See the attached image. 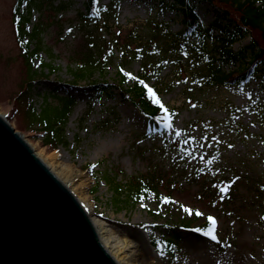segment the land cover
<instances>
[{"label": "rangeland", "instance_id": "374dc122", "mask_svg": "<svg viewBox=\"0 0 264 264\" xmlns=\"http://www.w3.org/2000/svg\"><path fill=\"white\" fill-rule=\"evenodd\" d=\"M16 1L0 0V114L35 153L52 164L55 171L68 167L79 174L70 183L73 193L93 204L96 215L110 227L139 240L145 264H264V73L247 80L243 90L236 85H207L201 79L207 68L191 58L180 42L175 52L181 60L168 58L165 49L171 39L166 36L164 24H169L171 34L187 32L183 12L170 5L173 0L168 4L161 0H95L97 6L108 7L106 14L94 11L98 22L83 17L87 0H43L46 8L31 9L25 25L29 32L41 21L46 26L44 47L32 64L39 72L41 58L53 61L57 72L46 78L43 74L47 69H43L44 73L34 76L32 101L38 111L45 102L51 103H46L45 109L51 112L58 101L48 96L49 92L60 96L68 93L77 100L65 126L66 141L54 149L46 145V134L39 124H34L40 119L28 112L27 98H21L30 79L15 23ZM60 1L65 6L63 10L49 7ZM26 8L24 3V15ZM219 9L206 1L195 2V12L205 25L219 17ZM134 31L137 36L132 40ZM215 32L221 33L219 28ZM85 33L90 37L86 38ZM113 37V61L102 76L98 71L94 75L111 85L101 89L81 81L75 86H64L71 80V66H76L71 65L73 60L89 48L100 55L102 48L111 46ZM188 38L194 40L191 35ZM250 40L249 35L238 38L232 47L237 51ZM129 41L127 50L124 47ZM30 47L34 48V43ZM145 47L141 56L132 52ZM106 53L104 50L102 54ZM164 54L166 58L162 59ZM167 59L170 63L159 76L144 82L169 110L164 113L161 109L160 120L155 123L122 99L119 89L112 86L118 83L119 76L128 86L138 80L144 63H165ZM252 101H256V107ZM259 103L263 108L257 107ZM75 109L77 114L71 120ZM172 112L174 116L170 115ZM49 121L53 126V121ZM166 123L172 127L166 128ZM174 131L197 140L192 156L183 157L177 146L168 141ZM97 134H112L113 139L123 140V147L101 159L91 158L87 148ZM205 153L207 158L198 165L204 167L206 160L215 164L216 174L231 185L228 203L212 201L219 191L210 188L208 181L187 180L194 171L195 160ZM112 177L123 184L134 179H158L159 185L135 206L122 210L113 194L117 186ZM165 199L170 202L165 204ZM184 208L192 209V214ZM196 211L203 215L197 217ZM208 216L216 220L214 234L221 243L193 231L212 228ZM168 238H173V243L165 249L159 242Z\"/></svg>", "mask_w": 264, "mask_h": 264}, {"label": "trees", "instance_id": "16d2710c", "mask_svg": "<svg viewBox=\"0 0 264 264\" xmlns=\"http://www.w3.org/2000/svg\"><path fill=\"white\" fill-rule=\"evenodd\" d=\"M165 1L167 4L169 0ZM197 0H173L171 2V7L176 6L184 14V26L187 32L180 31L176 34H171L169 24H164V30L167 34L166 36L171 39V42L167 44L166 54L169 57H175L177 60H181L180 54L175 52L178 42L182 44V48L188 52L191 58L200 60L204 66L207 68V72L201 76V79L207 85H236L240 89L246 87V81L255 77L257 73L259 75L264 73V0H201L206 1L211 5L219 7L221 14L219 17L215 18L210 24L205 25L201 20L197 12H195V2ZM26 3V15L21 12L22 5ZM38 7L43 9V0H17L15 5V23L18 29L19 39L22 44L25 58L27 57V64L29 69V81L23 90L21 98H27L28 112L32 114L33 118L40 119L39 124L42 131L46 134V145L55 147L58 144H64L66 141L65 126L68 121L73 108L75 107L77 100L70 94H65L63 96L57 95L54 91L49 92L48 96L54 97L58 103L52 105L54 111L47 112L46 103L42 106L41 110L35 106L32 101V89L34 76L37 73H44L43 69H47L46 73L43 74L44 77L48 78L50 75H56L57 68L51 62H46L41 58L42 66L39 72L34 70L33 60L38 57L39 52L44 47L43 34L45 31V22H40L35 25L31 32L26 30V23L30 20V10ZM50 8L55 11H61L65 8L63 2L54 5L50 4ZM86 13L82 14L83 17L94 20L98 22V16L96 12L98 11L102 14L107 12V6H97L95 0L86 1ZM227 24H223L222 22ZM220 29V35L216 34V29ZM135 39L137 36L135 31L133 32ZM191 35L194 40L188 38ZM249 35L250 43L239 50H234L232 47L234 41L238 38L245 37ZM85 37H90L89 33H85ZM131 39V37L129 38ZM114 37L111 39L110 43H114ZM130 42V41H129ZM34 43V48H31V44ZM91 43V42H90ZM131 42L128 43L124 48L129 50ZM112 46V47H111ZM109 45L108 48H102L101 54H95L92 48H89L86 53L82 54L80 58L73 60L72 64L76 66H71L70 76L71 80L66 82L65 85L75 86L79 82L84 81L90 86L98 87L103 89L107 84L102 78L95 77V73L98 71L99 75L102 76L108 67V64L113 61V46ZM145 48H138L132 51L134 55L141 56V52H145ZM104 50H107L106 55H103ZM52 51V48L50 49ZM103 51V52H102ZM167 51L169 53H167ZM166 54L163 55L162 59L166 58ZM29 55V57H28ZM144 55V54H143ZM111 57V58H110ZM170 63L169 59L167 62L161 63L156 62L155 64L144 63L141 74L136 82L128 86L123 85V77H118V83L114 86L119 89V95L122 99L128 100L131 104L136 106L138 110L150 119L152 122H158L160 120V110L159 106L155 103L153 96L147 91L144 86V82H148L152 78H156L161 73L162 69ZM228 66V69L225 68ZM34 79V80H33ZM200 79V78H199ZM143 81V83H141ZM115 89L112 88L111 94H114ZM68 92V91H67ZM47 99V98H46ZM256 107V101H252ZM257 107L263 108L259 103ZM47 113V117H43V114ZM170 115H175L170 114ZM53 121V126H51L50 121ZM184 139H190V144L185 145ZM169 142L175 144L179 153L183 154V157L188 158L192 156L196 151L197 140L190 137H176L172 134ZM203 159L207 158L206 153L202 155ZM196 164L194 166V171L187 178L188 181L194 179H202V183L207 182L211 184L210 188L224 187L227 182L224 177H220L216 174L215 164H209L206 160V164L199 166V162H202L201 158L195 160ZM113 182L117 186V192L113 190V194L118 198L117 204L121 206V209L126 210L130 205L135 206L140 199L144 198L147 193L151 190L154 191L159 185L158 179L153 180H143L134 179V182L130 181L128 184H123L122 182L116 180V177H112ZM156 191V190H155ZM127 193L125 199L123 195ZM230 196L226 194L220 195L215 194L212 197V201L215 203H228ZM212 203V202H211ZM173 243V238H168L163 242H159V245L168 249Z\"/></svg>", "mask_w": 264, "mask_h": 264}, {"label": "water", "instance_id": "95a60500", "mask_svg": "<svg viewBox=\"0 0 264 264\" xmlns=\"http://www.w3.org/2000/svg\"><path fill=\"white\" fill-rule=\"evenodd\" d=\"M28 144L0 115V264H115Z\"/></svg>", "mask_w": 264, "mask_h": 264}, {"label": "bare ground", "instance_id": "6f19581e", "mask_svg": "<svg viewBox=\"0 0 264 264\" xmlns=\"http://www.w3.org/2000/svg\"><path fill=\"white\" fill-rule=\"evenodd\" d=\"M77 111L78 109H75L70 118L71 120L75 118ZM36 156L41 159L42 163H44L55 178L60 181L66 189L73 193L70 183L80 177L79 174L73 172L68 167L55 171V169L52 168V164H49V162L41 158L40 155L36 154ZM72 195H74L75 200L83 210L101 247L115 264H145L144 251L142 252L141 250L142 244L139 240L136 239V241H134V239L125 234L122 235L119 231L110 227L103 218L96 215L93 204L86 202L82 197L74 193Z\"/></svg>", "mask_w": 264, "mask_h": 264}, {"label": "snow or ice", "instance_id": "6c2138e0", "mask_svg": "<svg viewBox=\"0 0 264 264\" xmlns=\"http://www.w3.org/2000/svg\"><path fill=\"white\" fill-rule=\"evenodd\" d=\"M141 83H143V81H141ZM146 87H147V86H146ZM147 91H148L149 93L152 94V96H153V98H154V101H155V103H156L157 105H159V108L163 109L164 113H168L169 110L164 106L163 103H161L160 99L156 97V94L153 92V90H152L151 88H147ZM193 107H195V105H193ZM162 119H163V117H162ZM165 126H166V128H171V127H172V125H171L170 123H166ZM174 135H175L176 137H181L182 134H181L180 131H174ZM215 139H216V137L214 136V137H213V140H215ZM190 142H191L190 139H184V144H185L186 146L189 145ZM229 147H231V145H229ZM201 159H203V157H201ZM209 163H211V161H209ZM92 167H96V165H92ZM230 187H231V185H225L224 187H220V188L218 189V191H219L220 193H224V194H226V193L229 191V188H230ZM169 202H170V201H169L168 199H165V200H164V203H165V204H167V203H169ZM181 207L183 208V206H181ZM184 211L188 212L190 215H191L192 212H193V210L190 209V208H184ZM195 215H196L197 217H199V216H202L203 213H201V212H199V211H196V212H195ZM207 220H208V221H211L212 226H213L212 228H209L207 231H204V230H202L201 228H194L193 231H195V232H197V233H201V232H203V235H205V236H210V238H211L212 241H214V242H216V243H221V241L218 240L217 235L214 234V232H215V225H216V220H215V218L212 217V216H208V217H207Z\"/></svg>", "mask_w": 264, "mask_h": 264}, {"label": "clouds", "instance_id": "9594fccd", "mask_svg": "<svg viewBox=\"0 0 264 264\" xmlns=\"http://www.w3.org/2000/svg\"><path fill=\"white\" fill-rule=\"evenodd\" d=\"M123 147V140L112 138V134H97L91 138L87 151L91 158L101 159L110 153H118Z\"/></svg>", "mask_w": 264, "mask_h": 264}]
</instances>
